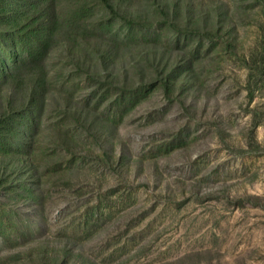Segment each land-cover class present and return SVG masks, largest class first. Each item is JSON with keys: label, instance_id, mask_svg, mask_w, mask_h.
<instances>
[{"label": "rangeland", "instance_id": "rangeland-1", "mask_svg": "<svg viewBox=\"0 0 264 264\" xmlns=\"http://www.w3.org/2000/svg\"><path fill=\"white\" fill-rule=\"evenodd\" d=\"M113 1L141 25L101 0H0V264H264V75L249 99L221 38L159 21L166 0ZM229 1L253 42L260 7ZM37 56L42 103L11 80Z\"/></svg>", "mask_w": 264, "mask_h": 264}, {"label": "trees", "instance_id": "trees-1", "mask_svg": "<svg viewBox=\"0 0 264 264\" xmlns=\"http://www.w3.org/2000/svg\"><path fill=\"white\" fill-rule=\"evenodd\" d=\"M101 1L109 12L114 13L117 18L132 25H141L144 16H146L141 14V7L135 2L131 6L129 5L125 8H129L130 10L129 15H127L121 11V6L118 2L116 3L113 0ZM254 5H258L260 7V9H255V12L257 14L261 12V15L264 17V0H255ZM156 9L158 11L157 17L159 18V21L169 23L170 26L178 28V30L191 27L199 35L202 34L206 36L209 42H213L216 37L221 38L220 43L222 44V49L226 54V58L234 57L241 62L242 68L244 69L245 89L247 96L249 99L254 97V84H256L257 81L262 80V76L264 75V25L262 31V25L260 26L259 23L256 24V32L254 31L253 42L249 44L247 43L242 45L239 43L238 38H231L232 26L234 27L235 24L234 19L237 15H242L243 12L245 13L244 7L240 5H232V2L229 0H187L185 3L181 0H166L162 5H158ZM49 11V8H46V6L41 3H37L33 7L31 18H42L47 19V21L52 19L53 21L55 19L54 13L50 11L49 14ZM226 34L228 39L224 37ZM261 37L262 46L259 47V41ZM86 38L87 37H83L82 39L87 42ZM90 46L98 56L102 57V54L104 53L100 52L97 44H92ZM84 50L85 49L78 50L79 58L80 56L82 57L86 52ZM145 57L148 58L149 55H145ZM43 59L44 57L41 60L37 56L36 60L27 61V63H25L23 66L29 68L24 72V75H26L25 77L20 78V76L17 74L18 72H13L11 76V80L14 83H18V81L21 79H26V81H29L32 87L31 97L32 99L39 101V103H42L43 100L48 98L49 96H47V92H49V90L53 91L52 88H54V80L49 77V72ZM183 64L187 66L188 70L186 73L190 75L194 74L195 71L190 69V66L193 64L190 55L184 54L182 56L179 63L180 67ZM114 75V80H120V73H114ZM194 83L197 85L201 84L199 79ZM175 84H177V81H175ZM11 105L12 100L8 99L5 106ZM106 158L110 167L114 163H124L122 160L123 157L121 155L106 156ZM23 159L24 158H21V162L24 163ZM56 257L58 256H54V259ZM64 260L66 262L68 261L66 257ZM49 264H56V262L53 261ZM59 264H64V262Z\"/></svg>", "mask_w": 264, "mask_h": 264}]
</instances>
